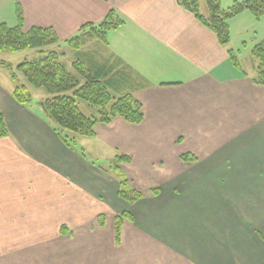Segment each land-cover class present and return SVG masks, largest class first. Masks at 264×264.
Here are the masks:
<instances>
[{
  "label": "crops",
  "instance_id": "1",
  "mask_svg": "<svg viewBox=\"0 0 264 264\" xmlns=\"http://www.w3.org/2000/svg\"><path fill=\"white\" fill-rule=\"evenodd\" d=\"M17 7L24 30L51 28L60 41L112 11L122 24L106 45L86 43L82 59L130 92L144 117L98 125L72 149L40 106L20 105L0 82V264H264L256 72L226 66L228 46L176 0H0V23L14 26ZM186 152L197 160L182 162ZM116 154L130 157L122 171L134 188L159 194L120 199L114 173L91 159ZM123 210L131 219L116 239L113 215ZM43 218L58 221L28 225Z\"/></svg>",
  "mask_w": 264,
  "mask_h": 264
},
{
  "label": "trees",
  "instance_id": "2",
  "mask_svg": "<svg viewBox=\"0 0 264 264\" xmlns=\"http://www.w3.org/2000/svg\"><path fill=\"white\" fill-rule=\"evenodd\" d=\"M201 0H176L178 6L191 13L204 27L215 34L221 46L230 44L228 21L247 11L256 19L264 18V0L234 1L227 10L221 8L220 0H202L204 11H201ZM16 24L9 26L0 23V53H18L30 51V59H23L14 69L0 62L6 68L13 81L21 75L25 84H19L12 90V98L20 105H29L32 99L30 90L41 89L46 97L41 99L44 117L52 126L53 131L68 148H74L77 138H92L98 125H108L114 118H121L130 124H140L143 120L141 104L133 99L130 92H122L113 79L100 78L99 70H93L82 59V47L91 41L107 44V33L122 24L113 12L98 24L83 25L78 33L60 41L51 28L30 27L24 30V19L21 10L16 8ZM65 45L71 53L70 71L62 61L66 53L58 50ZM230 62L240 69L239 62L231 49H227ZM256 60V75L253 82L264 85V42L255 45L251 50ZM82 101L89 109L96 110V115H86L78 108ZM8 130L0 113V138L6 137ZM182 162H195L191 153L180 156ZM127 155L117 154L108 164L107 171H121V164L130 163ZM122 176V175H121ZM118 197L133 203L144 197L130 187L125 177H120ZM152 196L158 194L156 188L149 189ZM128 213L116 217L115 233L119 238L122 218ZM100 225H103L101 218Z\"/></svg>",
  "mask_w": 264,
  "mask_h": 264
},
{
  "label": "rangeland",
  "instance_id": "3",
  "mask_svg": "<svg viewBox=\"0 0 264 264\" xmlns=\"http://www.w3.org/2000/svg\"><path fill=\"white\" fill-rule=\"evenodd\" d=\"M234 1H239V0H220L221 8L224 10H227L229 7H231V5L233 4ZM200 7H201V11H204L205 7H204V3L202 0L200 1ZM12 11H13V8L9 5V11L7 10V12L12 13ZM228 24H229V29H230V44L228 45L227 49H231L234 52L241 68L237 70L230 63H226V66L230 67V69L233 70L236 74H240L243 72L247 73L248 75H251L252 72H254V74H255V72H256V69H255L256 68L255 67L256 60L252 56L251 50L255 45H258V44H261L264 42V18L256 19V18L252 17L247 11H244L240 15L234 17L232 20H229ZM58 50L66 53V58H64L62 61L65 63L66 68L70 71V64H71V60H72L71 59L72 58L71 57L72 51H69L68 48L63 44L60 45V48H58ZM30 54H31L30 51L18 52V53H0V62H4V63L10 65L14 69L23 59H25V58L30 59L31 58ZM0 82L2 84H4L5 86L11 87V89H14V87L16 85L25 84V81L21 75L19 76L17 81H13V80H11L7 69L1 68V67H0ZM31 95H32V99L30 102V106H32L33 108L39 107L40 100L46 97L45 91H43L41 89L31 91ZM78 108L80 109V111H82L86 115H94V114L96 115V110L89 109L87 107V105L85 103H83L82 101L78 102ZM117 118H119V117H117ZM117 118H114L110 123L114 122ZM134 125H136V124H134ZM137 125H139V124H137ZM81 139L82 138H77V141L81 140ZM77 149H80V146H77ZM152 151L154 152L152 157H158L159 155L161 156V154L159 153L160 148L158 146H155ZM186 153H182V154H186ZM180 156H179V158H180ZM113 158L114 157L111 158V156H110L106 159H104V158L103 159L102 158H100V159L91 158V159H92V162L95 163V165H97L98 167L102 166V167L107 169L108 164L111 162V160ZM119 168L121 171L113 172L115 177L117 178L116 181H118V182L121 179L120 177H122V178L125 177V179H127L126 175L123 174L122 164L120 165ZM128 181L130 183V187H132L135 191H137L141 194H144V197H141L140 199L145 198L148 195L152 196V194L149 193V189H152V188H156L158 190V194H159V188L158 187H146V189H144V191H141V190L134 188L133 181H130V180H128ZM118 188H119V183H118ZM107 192H109V191H107ZM117 192H118V190H117ZM140 199H138V200H140ZM125 202L128 204H132V203H129L127 201H125ZM28 206H30V205H28ZM44 210H46V209H44ZM50 210H52V209H50ZM115 211H118V210H115ZM124 212L128 213L127 210L114 212V215L112 213L114 227H115L116 217L119 215H122ZM101 218H102L103 223H104L105 214H103V213L100 214L98 220L100 221ZM129 218L131 219V216L129 215V213H128V217L122 218V220H121L122 223L120 222L121 227H122L124 221H128ZM27 221H29L28 225H32V226H34V225L53 226L56 224V222L58 220L56 221L54 219L43 218L42 220L37 221V222H35V221L31 222L32 221L31 219H28ZM60 226H65V223L60 224Z\"/></svg>",
  "mask_w": 264,
  "mask_h": 264
}]
</instances>
